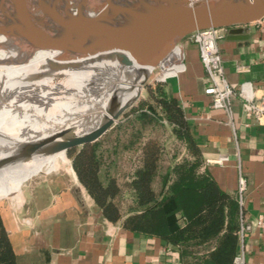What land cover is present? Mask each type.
Instances as JSON below:
<instances>
[{"label": "crops", "instance_id": "obj_1", "mask_svg": "<svg viewBox=\"0 0 264 264\" xmlns=\"http://www.w3.org/2000/svg\"><path fill=\"white\" fill-rule=\"evenodd\" d=\"M241 28L238 38L226 32L218 41L225 76L233 87L251 81L264 93V18ZM176 53L178 58H168L167 67L159 65L152 77L179 102L201 170L227 193L236 192L239 175L244 177L243 211L251 229L238 250L244 264H264V123L247 117L234 98L231 125L223 109L210 106L197 45L186 36ZM185 151L181 146L180 153ZM19 188L15 199L0 201L17 264H180L159 237L109 221L73 171L44 173L23 185L21 194Z\"/></svg>", "mask_w": 264, "mask_h": 264}, {"label": "trees", "instance_id": "obj_2", "mask_svg": "<svg viewBox=\"0 0 264 264\" xmlns=\"http://www.w3.org/2000/svg\"><path fill=\"white\" fill-rule=\"evenodd\" d=\"M164 86L156 81L142 103L145 109L132 113L131 121L139 125L131 129L125 149L113 142L103 150L98 140L77 152L68 149L72 168L109 221L159 237L180 264H234L241 217L236 192L221 190L201 170L180 104ZM129 149L132 153L124 152ZM0 264H17L1 216Z\"/></svg>", "mask_w": 264, "mask_h": 264}, {"label": "water", "instance_id": "obj_3", "mask_svg": "<svg viewBox=\"0 0 264 264\" xmlns=\"http://www.w3.org/2000/svg\"><path fill=\"white\" fill-rule=\"evenodd\" d=\"M102 1L105 13L86 16L79 0L77 21L63 31L52 32L39 30L33 25L26 7L27 0H0V30L10 32L32 48L63 52L83 46L85 52L96 56L97 60L115 61L123 72L131 65L137 68L132 82L137 93L111 105L88 125L54 127L37 143L22 144L13 151H8V147L0 143L3 150L0 149V171L17 164H29L35 156L66 153L68 149L96 141L133 105L169 52L192 32L225 27L227 36L236 39L243 25L264 18V0ZM96 73L99 78L104 76L113 80L119 93L122 92L118 87L121 73L110 70ZM57 95L66 96L61 92ZM35 174L21 182L20 194L25 181ZM16 194L14 191L0 196V201L13 200Z\"/></svg>", "mask_w": 264, "mask_h": 264}, {"label": "bare ground", "instance_id": "obj_4", "mask_svg": "<svg viewBox=\"0 0 264 264\" xmlns=\"http://www.w3.org/2000/svg\"><path fill=\"white\" fill-rule=\"evenodd\" d=\"M50 1V6L58 8L59 17L45 16L50 21L45 27L32 20L37 29L60 32L77 21L79 0ZM80 3L86 16H98L106 11L102 0H80ZM176 46L160 66L167 67L168 58L177 57ZM85 51L83 46L63 52L36 49L10 32L0 30V143L8 151L22 144L37 143L54 127L86 126L111 105L137 93L132 87L135 65L123 72L115 61L97 60ZM108 70L123 72L118 85L122 92L119 93L113 80L99 78L96 73ZM57 92L66 96L59 97ZM67 160L61 151L51 156H35L29 164L0 171V196L14 192L34 173H48L68 165Z\"/></svg>", "mask_w": 264, "mask_h": 264}, {"label": "built area", "instance_id": "obj_5", "mask_svg": "<svg viewBox=\"0 0 264 264\" xmlns=\"http://www.w3.org/2000/svg\"><path fill=\"white\" fill-rule=\"evenodd\" d=\"M226 32L225 27H209L196 30L188 35L198 48L199 59L205 72L204 91L210 96V106L223 109L232 125V101L236 98L240 101L247 117H251L257 123H264V93L258 94L251 81H243L237 87H233L225 76L218 41L224 37ZM237 69L243 71L246 67L239 65ZM245 188L246 181L242 175H239L236 195L241 209L238 229L240 243L244 239L245 232L251 229V223L246 219L243 211ZM258 223H261L260 219ZM234 264H244L241 250H238L234 257Z\"/></svg>", "mask_w": 264, "mask_h": 264}, {"label": "rangeland", "instance_id": "obj_6", "mask_svg": "<svg viewBox=\"0 0 264 264\" xmlns=\"http://www.w3.org/2000/svg\"><path fill=\"white\" fill-rule=\"evenodd\" d=\"M50 0H27V11L30 14V17L32 18L33 22L40 26V27H45L48 25V23L50 22L49 19L45 16H49V17H59L58 15L60 14L58 8L56 6H50ZM67 5H70L69 1L65 2ZM48 4V5H47ZM156 70V69H155ZM154 70V71H155ZM153 73L150 76V82L144 86L140 96L136 99V101L133 103V105L123 114L119 117L118 121L111 127L109 128L101 137H99L96 141L97 143H99V146L101 149L105 150V147H108L110 144H112L113 142L115 144H117V146L121 149H123V145H125V143H128V135L131 131V129H136L139 125L138 121H131V115L135 110H138L139 107H142L140 109H145V107H143L142 103L143 101H145L144 99H147L149 97V88L154 86V83L156 81H160L157 79H154ZM164 79V78H163ZM162 81V80H161ZM142 105V106H141ZM149 129V130H148ZM149 132H161V131H165L168 130L167 127H160V129H156V128H149L147 127L146 129ZM136 133V132H135ZM168 133V131H167ZM134 136H136V134H132ZM133 136V137H134ZM117 140V141H116ZM95 142V141H94ZM110 143V144H109ZM113 143V144H114ZM137 144L136 141L133 142V146H135ZM82 146H77L73 149V152H77ZM171 147V146H170ZM125 149V148H124ZM68 151V150H67ZM66 151V157H67V163L69 165V168H72V164H71V156H69L67 154ZM124 150H122L121 152H123ZM127 151V152H126ZM125 153H132L131 150H125ZM67 165V164H66ZM65 166H61L57 169L51 170L47 173V175H56L58 174L59 171H68L69 175H72V172L70 171V169H68ZM67 165V166H68ZM66 167V168H65ZM73 170V168H72ZM74 172V170H73ZM75 174V173H74ZM44 173H37L35 174L33 177H31L30 179H28L27 181H25V183L23 185H25L26 183L33 181V180H39L43 177ZM23 187V186H22Z\"/></svg>", "mask_w": 264, "mask_h": 264}]
</instances>
